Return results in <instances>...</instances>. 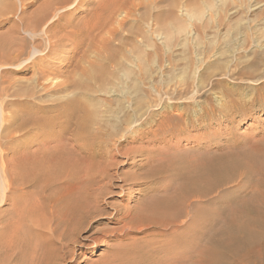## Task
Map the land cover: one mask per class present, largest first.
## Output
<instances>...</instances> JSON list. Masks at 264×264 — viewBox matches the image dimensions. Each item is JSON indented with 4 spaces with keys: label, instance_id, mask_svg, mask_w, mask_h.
Instances as JSON below:
<instances>
[{
    "label": "bare ground",
    "instance_id": "6f19581e",
    "mask_svg": "<svg viewBox=\"0 0 264 264\" xmlns=\"http://www.w3.org/2000/svg\"><path fill=\"white\" fill-rule=\"evenodd\" d=\"M84 4L85 0H46L26 15L24 0H18L16 4L12 0H0V23H10L6 28L8 33L0 36V151L18 148L19 139L27 134H32V139L24 147L31 146L34 139L44 135L42 129L52 123L63 129L54 132L56 142H60L51 161L30 157L15 167L21 178L17 190H26V194L13 201L12 217L9 216L5 222L7 225L0 229V264H66L69 259L81 255L76 253L83 247L80 235L96 222L92 219L106 214L99 208L109 204L104 202L103 196L111 187H125L126 190L130 183L149 191L148 199H141L134 212L112 205L115 213L109 221L120 227L105 230L106 233L101 231V236L124 237L148 228L175 230L179 228L178 223L181 224L178 221L184 217L188 226L178 237L174 236L177 238H173L168 247L174 255L169 260L151 261V264H222L223 261L231 263V260L243 258L264 236V143L251 141L246 146L235 141L225 147L221 141L213 140L210 149L196 147V157L187 158L189 154H184L187 151H176L182 145L176 142L171 156L167 155L165 160L162 156V160L157 158L160 161L154 162L149 151L137 150L140 143L165 145L166 138L170 140L171 136L184 133L187 125L193 124L195 119L193 114L165 115L155 119V112L148 107V114L144 117L147 128L140 132L134 96L128 98L127 106L121 97L116 101L109 100L105 112H114L115 115H97L92 110L94 105L91 103L97 101L95 94L104 90L103 86L109 81L110 69L116 74L122 68L118 59L123 51L121 40L127 38L122 32L126 17L113 19L120 8L101 5L92 16L87 17L88 12L84 18L75 19ZM127 11L124 16H129L135 9ZM14 16L16 18L12 19ZM127 32L129 35L133 33ZM83 47L85 49L79 55ZM58 52L68 54L64 64L50 60ZM78 55L79 59L74 63ZM26 74L31 75L24 78ZM119 81L124 84L123 78ZM122 92L119 91L118 96ZM233 103L238 108L243 107L238 102ZM114 104L118 109L114 110ZM226 106L223 107L228 108ZM216 108L213 106L210 110L208 107L211 113ZM237 116L241 115H211L209 122H232ZM201 123L193 125L194 130L205 127ZM125 125L128 127L127 136L120 139L114 150L106 149L111 136ZM220 133L227 134L229 129ZM108 150L115 154H108ZM139 155L152 159L153 163L135 165L133 159ZM121 158L124 161L120 167L133 164V170L139 171L137 176L118 169ZM3 161L4 158H0V163ZM0 174H3L2 168ZM164 180L169 184L159 187ZM250 184L253 185L251 189L248 188ZM221 197L225 198L222 203L218 202ZM47 209H52L50 217L55 223L54 228L47 227L41 218ZM219 214L227 217L222 224L217 219ZM200 227L205 228L204 234H199ZM99 239L93 237V251L103 246L99 242L102 239ZM201 242L205 246H200ZM117 255L108 258L106 264H126L119 262ZM157 258L155 261L159 260Z\"/></svg>",
    "mask_w": 264,
    "mask_h": 264
},
{
    "label": "rangeland",
    "instance_id": "374dc122",
    "mask_svg": "<svg viewBox=\"0 0 264 264\" xmlns=\"http://www.w3.org/2000/svg\"><path fill=\"white\" fill-rule=\"evenodd\" d=\"M44 1L46 0H24V3L27 5L26 15L31 14ZM85 1L86 4L82 5L80 8L81 10L75 14V19L78 18L80 20L84 18L88 12L89 14L87 17L92 16L95 9L101 5H113L115 8H120L118 12L115 13L113 19L117 18L119 20L122 17H126L122 24V32L123 36L127 38L121 40L123 51L121 55H119L120 59H118V61L122 63V68L120 71H117L118 74L116 72L117 75L110 69V73H108L107 76L109 77V81L104 85L107 87L103 86L105 89L95 94L97 101L91 103L94 105V109L92 108V110H95L97 115H112L114 112H105L109 100L116 101L120 99L118 97H121L122 103L127 106L128 103L126 101L129 100L128 98L134 96L137 103L136 114L137 116L139 115L136 123H140L138 125L140 132L147 128V125L144 124V117L148 114V107L155 112V119L165 115L181 114H193L192 117L195 119L193 124L187 125L184 133L171 136L170 140L169 137L166 138L167 141L165 145H141L140 143L137 144V150L140 149L139 151H141L142 149L143 151L145 149V151H149V153H151L150 158L154 159V162L157 158L160 159L162 156L164 160L167 159L169 155L171 156V154L174 153L176 142L182 143L181 147H177L176 151H187L186 153L183 152L186 156L189 154L187 158H195L197 155L195 149L198 147L210 149L212 147L211 141L213 140L221 141L222 145L224 144L225 147H228L235 141L246 144V146H248V143L251 141L253 143L257 141L264 143V133H262L264 132V0ZM12 2L16 4L18 0H12ZM126 8L128 10L135 9V11H130L131 14L129 16H124L126 15L124 14L127 11ZM153 15L154 17H152ZM15 18L16 16L12 19ZM9 24L10 23H0V36L8 33L6 28H8ZM157 28L160 29L158 30ZM128 30L133 33L129 35L127 32ZM128 36L130 37L129 39ZM115 42L117 43V41ZM84 49L85 47H83L78 54L80 55ZM67 55L68 54L65 52H58L53 55L50 60L64 64ZM79 55L74 59V63L79 59ZM132 69H135L136 73L132 71ZM125 71H128V73ZM29 75L31 74H26L24 78H29ZM118 76L120 79L123 78V85L118 83L122 82L119 81L120 79ZM126 82L130 84L126 85ZM216 83H220V85L216 86ZM223 88L226 91L223 90ZM133 90H135V93H133ZM119 91H123L120 96H118ZM128 91L132 94L127 93ZM149 91L151 94H148ZM233 102H238L240 103V107H243L238 108ZM225 105H227L226 107L228 108H224ZM213 106L217 107L216 111L213 112L214 114L210 111ZM219 106L221 108H219ZM117 107V104L113 105L114 110L118 109ZM6 112L9 114L8 110ZM225 113L241 116H237L232 122L223 120H220L221 122H209L211 115L221 117V115H226ZM199 123L205 125V127L200 130H194L193 125H198ZM127 128L128 127L125 125L117 134H113L106 149L114 150L117 143L123 140L124 136H127ZM225 129H229V133H220V131L222 132ZM61 130L63 129L55 127L52 123L50 126L42 129L44 135L38 136L36 140L34 139V144L31 146L24 147L29 144L32 139V134H27L19 139L21 144L18 148H9L6 151H0V158H4V161L0 163L2 165L0 166V170L2 168L3 173L0 174L1 230L3 226L5 227L7 225L6 220H9V216L12 217L11 211H13V208L11 204L13 201L25 197L26 194V190H22L23 192L17 190V184H20L21 178L17 175V169L15 167L18 166L19 163L27 162L30 157L44 159L47 162L51 161L53 155L59 149L60 142H56L57 136L54 132H59ZM233 137L235 140H233ZM236 138L239 140L237 141ZM224 140L228 143H223ZM172 145V148H174L173 150L170 147ZM185 147L187 148L186 150ZM164 148L166 152H164ZM113 150H108V154H115ZM159 152H161V155ZM153 155L156 156V159ZM145 158L146 156L141 157L140 155L135 157L133 159L136 161H134L136 163L135 165L153 163L152 159ZM159 159L157 161L162 160ZM123 161L124 159L121 158L118 169L123 173H128L130 175L135 174L134 176H137L139 171L133 170V167H135L133 164L122 165L125 167H120ZM120 177L122 176L120 175ZM168 184L169 182L164 180L160 182L158 186L160 185L159 187H162ZM128 186L130 187L128 188ZM128 186H126V190L124 189L125 187L123 189L111 187L109 189L110 193L108 191L103 196L102 199H105L104 202H108L109 204L104 205L105 207L99 206V208L103 209L108 215L103 214V216L100 215V217L98 216L92 219V222H96L92 223V227L88 229L87 232L80 235L79 238L80 244H82L83 247L82 250H77L76 253L81 255L69 259L66 264H106L108 258L117 254V257L120 258H118L119 262L122 261L126 264H151V261L155 263L160 262V260L164 261V259L169 260V258L174 255L169 251L168 247L171 245L170 243L178 237V234H180L181 231L183 232L188 226V223H186L187 219L184 217H181V219L179 218L180 221L178 222H181V224L178 223L179 228L177 227L178 229L176 228L175 230L168 229L160 231L156 228H148L138 230V232H131L124 237H110L108 234H103L101 236L102 232L106 233L108 230L112 231L115 226L120 227V225L109 221L115 213L112 205L117 204L121 206V210L123 211L125 208H129L128 210L134 212L137 210L138 203L142 202L141 199H148L150 192L144 191L142 186L133 185V183H130ZM252 186L253 185L250 184L248 188L251 189ZM222 201H225V198L221 197L218 199V202L222 203ZM104 211H102V213H105ZM51 212L52 209H47L45 213H43L45 216L41 215V218L46 223L47 227L51 226L54 228L55 223L51 220ZM226 218L225 214L217 215L219 224L225 222ZM206 222L205 224H207ZM201 229L203 228L200 227V229H198L199 234H204L205 228L203 230ZM191 234L192 233L188 234L187 237H190ZM176 235L177 237H174ZM93 237H100V239H102L99 242L103 246L96 251H93L92 248L94 244ZM260 240L261 241H257L258 245H256L258 248L260 247V249L258 250L257 247H255V250L253 249L251 252L246 253L245 256L251 254L250 256H246L247 258L244 256L240 258L241 260H229L231 263L223 261L222 264H257V262H259L258 264H264V248H262L264 247V236L261 237ZM203 244L204 242H201L200 246H205ZM255 251L256 254L254 253ZM257 253L260 255L262 253V255L260 256ZM164 254L166 256H164ZM127 256L131 257L127 258ZM195 256L196 255H194V257ZM161 257L163 259H161ZM123 258L127 259L124 260ZM155 258L159 260L155 261ZM250 258L253 263L249 260ZM136 259L140 260L137 261ZM260 259L262 261H260Z\"/></svg>",
    "mask_w": 264,
    "mask_h": 264
}]
</instances>
